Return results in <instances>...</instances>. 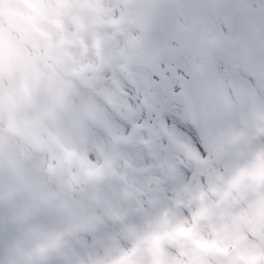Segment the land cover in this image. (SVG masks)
Here are the masks:
<instances>
[{
	"label": "rangeland",
	"instance_id": "1",
	"mask_svg": "<svg viewBox=\"0 0 264 264\" xmlns=\"http://www.w3.org/2000/svg\"><path fill=\"white\" fill-rule=\"evenodd\" d=\"M153 2L161 26L141 34L133 0H0V38L28 63L12 79L0 72V264H264V189L244 196L220 166L246 154L264 170V0ZM189 81L195 91H172ZM181 101L230 144L203 141ZM98 173L115 175L138 215L97 188ZM13 213L45 224L10 233Z\"/></svg>",
	"mask_w": 264,
	"mask_h": 264
},
{
	"label": "snow or ice",
	"instance_id": "2",
	"mask_svg": "<svg viewBox=\"0 0 264 264\" xmlns=\"http://www.w3.org/2000/svg\"><path fill=\"white\" fill-rule=\"evenodd\" d=\"M185 87H187L190 92H193V91H195L196 85H195V82H192V81L187 82V85L184 83H173V84H171V89L175 93L182 92L185 89ZM162 118L165 121V123H170L175 118V113L172 111L164 112L162 114ZM177 126L180 127L181 130H183V125L178 124ZM198 150H200L201 152L206 151V149L204 148V146L202 144L198 145Z\"/></svg>",
	"mask_w": 264,
	"mask_h": 264
},
{
	"label": "bare ground",
	"instance_id": "3",
	"mask_svg": "<svg viewBox=\"0 0 264 264\" xmlns=\"http://www.w3.org/2000/svg\"><path fill=\"white\" fill-rule=\"evenodd\" d=\"M10 20L12 21L13 25H16L20 19H18V18L16 17V18L14 19V21H13L12 17H10ZM22 25H24V23H23L22 21H20V26H22Z\"/></svg>",
	"mask_w": 264,
	"mask_h": 264
},
{
	"label": "water",
	"instance_id": "4",
	"mask_svg": "<svg viewBox=\"0 0 264 264\" xmlns=\"http://www.w3.org/2000/svg\"><path fill=\"white\" fill-rule=\"evenodd\" d=\"M195 118H196L197 121H198V120H199V121H202V118H201L200 113H196V114H195ZM201 124L206 125L203 121H202Z\"/></svg>",
	"mask_w": 264,
	"mask_h": 264
}]
</instances>
